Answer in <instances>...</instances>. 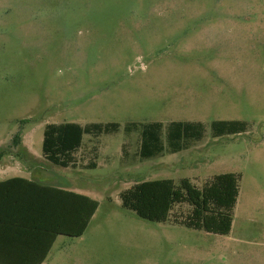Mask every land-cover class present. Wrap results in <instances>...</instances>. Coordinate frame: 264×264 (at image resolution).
I'll use <instances>...</instances> for the list:
<instances>
[{"label": "rangeland", "instance_id": "rangeland-1", "mask_svg": "<svg viewBox=\"0 0 264 264\" xmlns=\"http://www.w3.org/2000/svg\"><path fill=\"white\" fill-rule=\"evenodd\" d=\"M212 24L231 33L197 35ZM221 121L246 129L216 136ZM177 122L204 134L175 152ZM64 123L119 129L84 134L64 168L42 151L46 126ZM156 123L165 149L142 158L143 128ZM2 150L99 203L83 237H59L46 264H264V0H0ZM226 173L240 175L227 235L173 223L186 203L159 223L120 197L144 181L202 188Z\"/></svg>", "mask_w": 264, "mask_h": 264}, {"label": "trees", "instance_id": "trees-1", "mask_svg": "<svg viewBox=\"0 0 264 264\" xmlns=\"http://www.w3.org/2000/svg\"><path fill=\"white\" fill-rule=\"evenodd\" d=\"M245 127L246 124L242 121H221L213 124V131L216 136H223L241 133ZM118 129L117 123H93L86 126L78 123L49 124L44 131V158L64 168L75 166V154L82 146L84 134L100 136ZM203 134L202 123L177 122L169 126L167 138L170 147L177 152L183 149L182 143L185 140H200ZM141 138L142 158H151L164 151L161 124L145 126ZM15 139L19 143L20 135ZM2 156L3 152L0 153V158ZM18 181L28 184L32 199L29 202L15 201V208H29L25 211L29 218L13 221L0 218V235L10 236L14 240L28 235L33 243H41L43 251L35 263L42 264L59 236L78 238L84 235L99 203L83 194L22 178L0 182V186ZM239 182L240 175L235 173L217 175L202 188L195 186L189 179H183L179 185L172 179L144 181L122 192L120 197L125 208L143 219L159 223L171 222L173 208L177 204L186 203L191 207V212L184 220L178 222L175 219L173 223L227 235L232 229ZM30 255L27 254V257ZM0 264L12 263L5 256H0Z\"/></svg>", "mask_w": 264, "mask_h": 264}, {"label": "crops", "instance_id": "crops-1", "mask_svg": "<svg viewBox=\"0 0 264 264\" xmlns=\"http://www.w3.org/2000/svg\"><path fill=\"white\" fill-rule=\"evenodd\" d=\"M212 25H213L212 27H208L205 25L197 28V29H201L202 31V32H198L197 35L203 37L210 36L211 38H214L215 35L228 36L231 33L230 31H228L229 27L228 28L220 27V26L215 27V24ZM214 28H217V30L225 28L227 29V32L224 31L213 32ZM18 147L25 148V145L22 146L21 143H18L17 145H15V147L13 146L14 148L13 150L17 152L16 148ZM25 151L31 153L28 149H26ZM2 152H3V156L0 158V182H4L13 178H22L29 181L37 182L42 185L64 188L60 184L52 181L50 179L49 172H47L42 167L37 166V164H34L33 162L24 163L19 153L12 154L10 151L7 150L0 151V153ZM28 187H29L28 184L21 181L0 186V218H4L9 221L29 218L28 212H25L29 208L17 209L15 208L16 204H14V202L17 200L28 201V202L31 201L32 197L28 192ZM59 237H66V236H59ZM82 237L83 236L78 238H82ZM54 245L50 253L52 252ZM42 251H43V245L41 243L38 244L33 243L30 236L28 235H23L17 240H14L10 236L0 235V256H5V258L12 264H27V263L36 264L35 262L39 259V255ZM27 254H31L30 257H27ZM49 255L42 264H46Z\"/></svg>", "mask_w": 264, "mask_h": 264}]
</instances>
